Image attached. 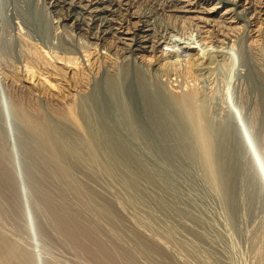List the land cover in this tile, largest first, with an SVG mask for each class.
Segmentation results:
<instances>
[{"label":"bare ground","instance_id":"bare-ground-1","mask_svg":"<svg viewBox=\"0 0 264 264\" xmlns=\"http://www.w3.org/2000/svg\"><path fill=\"white\" fill-rule=\"evenodd\" d=\"M33 1L34 10L41 15H32L31 19L22 6L27 2L30 5L32 0H0V6L10 11L9 33L22 62L21 80L17 90L12 91L25 105L14 104L16 101L11 99L13 112L8 107V114L11 117L13 113L16 122L12 128L3 110L7 104L0 105V189L11 181L19 198L14 193L8 195L23 199V215H19L28 220L26 209L33 213L32 223L24 220L23 231L37 235L47 249L52 241L62 245L59 248L72 256L73 264H144L140 257H157L160 264H182L169 253L164 241L129 222L120 205L94 187L98 169L114 174L112 168L120 158L127 164L131 160L112 135L114 124L110 121L115 113H102V102L98 104L102 94L97 88L85 92L86 71L95 72V63L100 61L106 71L102 81L106 93L117 91L125 125L161 134V141L169 144L166 153L172 158L185 155L190 163L198 164L205 177L203 182L210 183L206 185L217 192L216 197L221 195L227 203L232 158L228 156V145L234 136L263 179L242 136L241 122L229 117L231 122L227 119L215 125L208 116L203 85L199 84L209 80L215 71L212 65L219 63L226 77L236 65L230 58V50L235 48L232 36L243 20L258 28L253 29L255 39L249 40L248 47L264 49V31L257 27L264 21V0H223L220 6L214 0ZM140 1L155 7L149 13L141 12L139 7L144 5L139 6ZM57 39H61L58 44L54 43ZM6 49V41L0 40V53ZM235 67L242 71L239 65ZM122 87H126L125 94L121 93ZM49 90L55 94L50 95ZM159 144L164 150L166 144ZM2 192L0 222L9 216L10 222L15 219L17 207L11 209L17 200L14 197L16 201L11 205L13 197L9 199L8 192ZM16 219L11 224L18 223ZM7 234L0 229V264L41 263H36L33 253Z\"/></svg>","mask_w":264,"mask_h":264},{"label":"rangeland","instance_id":"rangeland-1","mask_svg":"<svg viewBox=\"0 0 264 264\" xmlns=\"http://www.w3.org/2000/svg\"><path fill=\"white\" fill-rule=\"evenodd\" d=\"M214 1L215 4H219L218 6L222 5L221 3L223 2V0ZM33 3L35 2L32 0L30 5L27 2L22 6L31 19L34 16L38 17L39 14L41 15L40 11L34 10ZM139 3V6L141 4L144 5H141L143 7H139V10L144 13H149L155 7L154 4L149 2L140 1ZM8 6L13 5L9 3ZM35 13L36 15H34ZM10 18V11L6 9V6H0V40L1 42L3 40L7 43V49L3 53L4 55L0 53V59H2L1 57L3 56L1 63H5V67H3L4 64L1 65L0 63V102L3 103V105H0L4 107L7 104V108L4 107L6 110L3 108L6 115L11 109L10 103L12 104V98L13 102L16 101L14 104L17 102L22 104V99H20L19 95L17 96V94L14 93L15 91H12L17 90L16 84L18 85L21 80L20 72L22 71V62L17 49L14 48L17 46V43L9 33L11 25ZM246 21L247 19L243 20L239 30L234 32L232 40L234 41L235 48L233 47L234 51L230 50V58L232 62L236 63L234 67L239 65L238 68L242 71L238 72L235 70L236 67H233L230 73L227 72L226 77L225 70L222 71L218 63L211 66V69H213L212 71H214V68L215 71L208 78L210 81H205L206 83H200L199 85H203L202 87L204 89L201 88L206 94L205 102L208 116L215 125L224 121L228 122L230 118H236L235 121L237 120L238 124L241 122V131H243L242 136L244 140H246L248 150L251 151L253 157L255 156L254 162L256 166L259 167L261 178L264 181V49L254 45L248 47V44L255 39H252V36L254 37L253 31L258 28L255 29V27L250 23L248 24ZM30 22H33V20H30ZM257 27L263 32L264 21L258 23ZM70 35L73 36L72 33ZM60 40L61 39H57L54 43L58 44ZM249 40L251 41L249 42ZM233 54L236 56H231ZM98 63H100V61H96L95 63L96 73L86 71L88 76V89H86L85 92L89 94L88 92L97 88L100 95L102 94V98L100 99L99 97L98 104L100 102L108 104L103 105L101 103V106L99 104L102 113L106 115L111 112L115 113V116L110 121L111 124H114V129L111 130V132L114 133L112 135L115 141L119 144L121 143L120 146H122L125 153H127L131 162L127 164L120 158L118 162L115 163L117 165L112 168L114 174L111 173L107 175L104 171L98 169V172L96 171L95 174L96 180L94 187L111 200L116 201L122 208L121 210L124 217H126L128 221L130 220L129 222L134 223L147 235L156 237L162 242L164 241L163 243L168 247L169 253L172 252L173 258L177 256L175 259H181L183 261L181 262L182 264H264V187L261 188L264 182L260 180L257 175L254 166H252L251 157L248 153L246 154L239 139L236 138L237 136H234L232 143L228 145V153L230 152L228 156L232 157L230 158L231 173L229 182L231 186L229 185L228 187L230 202L227 201V203H225L223 198L219 197L221 195L218 194L219 196L216 197V194H214L215 190L209 188L211 187L208 185L210 183L203 182L205 181V177H203L204 175L201 176V172L203 171H199L202 169L198 164L190 163L188 161L189 159H187L184 154L186 158L180 155H175L174 158H172V156L166 153L169 149V144L161 141V134L158 133V135L154 133V136L152 132H146L145 130L137 129V127H127V125H125V117L121 114V99L118 97L116 90L106 93L105 84L102 82L106 71L100 66L101 63ZM13 70L15 71L14 75ZM206 75L207 74L204 75V79L207 78ZM177 76L179 75L177 74ZM122 88L120 89L121 93L125 94L126 87ZM103 91L108 94V98L106 94L102 93ZM48 93L50 95L55 94V92L51 90H49ZM15 95L17 100L14 99ZM8 99H10V101ZM103 100L108 103H104ZM130 104L132 105V103ZM22 105L25 106L24 104ZM131 105H128V107L132 110L131 112H133L134 107L132 105L133 108H131ZM10 111H12V109ZM12 116H14L13 113L11 117L9 114L7 115L10 128H12V125H16L15 118ZM231 119L229 120L230 122ZM158 139L160 142L157 141ZM155 141L159 146L155 144ZM159 143L167 145H164V150L161 148L163 145ZM159 147L165 153L162 154V150ZM238 147H241L240 150ZM165 156H167V158ZM177 156H180L179 159ZM181 161L183 162L181 163ZM186 161H188V163ZM179 164H181V166ZM184 165L187 166L184 167ZM125 174L129 179L125 177ZM8 181L2 188L4 192L0 189L2 194L4 195V193L6 194L8 192L7 195L14 193L17 196L19 192H13V190H15V185L12 184L11 181ZM257 181L261 184V187ZM126 182H130L132 185L128 187ZM206 183H208V187ZM210 189H213V191H210ZM9 191H11V193H9ZM10 196L11 195H8L7 197H9V199L13 197ZM16 196L14 197L16 198ZM17 198H19V196H17ZM13 199H10L12 202L9 200L11 205L16 201ZM21 200L23 199L21 198L16 201L19 204L14 202V206L12 205L11 209L13 211V207H17L13 212L15 216L13 220L17 221V216L19 224L17 222L11 224L13 220L7 222V220H11L10 216L4 217L7 220L2 219L3 222H0V229L5 234L8 232L7 236H14V240L16 239L18 240L17 242H21V245L25 246L27 252L33 253V257L31 254L30 256L35 262L41 261L39 264H48V262L51 261L53 264H73L71 262L72 258H70L72 256L64 249L62 250V245L53 241L50 242L51 244L46 242L50 246L48 247L49 249H47L42 246L41 240L37 235H31V232L27 233L25 229V231H23L22 224L26 222V224H28V221L32 223L33 213L31 211L30 213L29 210L26 209L28 220L21 216L23 215L20 213L22 206ZM25 203L29 205L26 197ZM16 211L18 214L15 213ZM17 229H19V231ZM165 233H169L167 234L168 237ZM161 234L164 235L163 238H169V241L161 238ZM12 237L10 238L12 239ZM171 237L172 239H170ZM59 246L62 248H59ZM28 249L32 252L28 251ZM43 260H47L48 262L46 261L45 263ZM140 261L144 264H160L157 257L151 260L140 257Z\"/></svg>","mask_w":264,"mask_h":264}]
</instances>
